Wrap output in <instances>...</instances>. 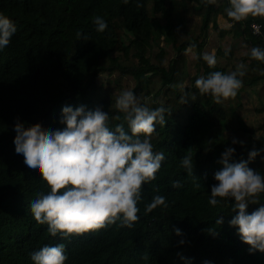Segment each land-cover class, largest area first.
<instances>
[{"label": "trees", "instance_id": "1", "mask_svg": "<svg viewBox=\"0 0 264 264\" xmlns=\"http://www.w3.org/2000/svg\"><path fill=\"white\" fill-rule=\"evenodd\" d=\"M228 6L229 0L212 5L202 0H0V13L17 27L9 45L0 50V264H34L31 252L60 243L68 257L65 264H264V252L250 253L238 227L229 223L237 214L234 198L218 197L215 207L209 203L211 187L218 183L214 174L223 168L220 161L227 148L235 149L230 162L249 161L250 168L264 175V133L253 137L242 117L248 110L243 92L259 83L256 93L264 97V62L250 56L251 48L264 49V18L236 22L227 16ZM219 13L229 26L219 25ZM96 16L107 23L104 32L95 30ZM193 16H200L198 32L188 26ZM251 21L261 23L260 34L249 32ZM210 25L217 42L214 68L202 58ZM228 35L241 41L224 46ZM162 40L173 51L167 64ZM192 44L196 47L190 48ZM188 49L196 54L194 74L188 69ZM241 63L247 70L235 98L218 104L195 87L199 77L235 71ZM113 72H118L115 79L99 77ZM121 74L130 76L128 90L141 103L168 110L165 123H157L151 137L154 152H163L165 160L156 179L143 185L140 219L132 228L117 222L67 239L53 237L30 211L31 201L49 188L38 170L29 169L23 155L15 152V124L39 122L46 130H62V108L83 105L108 113L109 127L114 128L123 119L115 107L125 90ZM124 127L129 130L126 122ZM254 149L259 154L249 160ZM189 153L192 175L181 167ZM176 180L182 187L172 186ZM157 194L166 197L168 207L145 214V205ZM258 201L249 203V214L264 204V193ZM221 217L223 223L217 224Z\"/></svg>", "mask_w": 264, "mask_h": 264}, {"label": "clouds", "instance_id": "2", "mask_svg": "<svg viewBox=\"0 0 264 264\" xmlns=\"http://www.w3.org/2000/svg\"><path fill=\"white\" fill-rule=\"evenodd\" d=\"M128 2L124 0L125 4ZM202 3L212 5L216 0H202ZM225 12L236 22L250 16L264 18V0H229ZM93 24L97 32H104L108 27L99 16L93 18ZM16 31V24L0 13V50L9 45ZM195 47V44L190 46ZM228 51L230 49L226 50V55ZM250 56L264 62V49L253 47ZM202 58L210 68L217 64L215 52H205ZM246 70L247 66L241 63L228 73L212 71L196 79L195 87L201 95L223 103L237 96ZM115 107L123 114V119L114 128L109 127L108 113L100 108L86 110L83 105L62 108L60 123L66 125L62 130H46L39 122L28 127L19 121L15 124V152L23 155L29 169L38 170L49 188L46 194L39 193L31 201L30 211L38 224L47 225L53 237L59 235L67 239L117 222L120 227L132 228L140 219L138 202L142 199L143 185L156 179L165 160L163 152H154L151 137L155 125L165 123L168 110L163 106L149 108L131 90H123L116 97ZM116 119L121 120V117ZM237 142L233 139V143ZM234 152L235 149L229 147L222 153L223 168L214 174L218 183L211 187L209 203L215 207L220 202L218 197L234 198L232 210L237 214L229 221L230 225L238 227L241 240L250 245V253L264 252V204L250 214L247 211L249 203H259L258 197L264 193V175L250 168L249 161L230 162ZM258 154L255 149L250 151L249 160ZM181 167L188 175L193 174L190 153L182 157ZM172 186L180 188L182 184L176 180ZM153 189L159 191L155 186ZM160 206L168 207L166 197L154 195L145 205V214ZM216 223L222 224L223 218ZM175 231L177 235L182 234L179 228ZM30 257L34 264H65L68 259L63 243L45 245L31 252ZM204 264L212 262L206 260Z\"/></svg>", "mask_w": 264, "mask_h": 264}, {"label": "rangeland", "instance_id": "3", "mask_svg": "<svg viewBox=\"0 0 264 264\" xmlns=\"http://www.w3.org/2000/svg\"><path fill=\"white\" fill-rule=\"evenodd\" d=\"M216 17L219 25L221 26H229V24H231L225 19L224 14L222 13H219ZM188 26L194 29L196 32H198L200 26V16H193L190 19ZM239 40L241 41L240 38L237 39L235 37H231V35L230 36L228 35L226 36L223 45L236 46V43L238 44ZM84 41L86 45H88L90 42V35L88 31L85 32ZM161 44L164 46L166 51L163 57V62L167 64L170 57L173 54V51L169 43H167L166 41L162 40ZM216 46H217L216 34L214 29L210 25L208 28V40L203 48V53L215 52ZM237 55H239V53H237ZM195 61H196V54L194 53V51H192V49L190 50L188 49V69L190 74H194L196 71ZM117 76H118V72H113L110 74L103 73L99 77L102 79L112 80L115 79ZM155 80L157 81V83L159 82L158 79ZM121 81L125 87V90H128V88L132 85V79L130 78L129 75L121 74ZM258 88H259V83L253 85V89L245 91L242 94V103L245 107L248 108V110L242 113V117L245 120V122L248 123V125L251 127L253 131V137H256L264 133V97L260 98L257 95L256 91L258 90Z\"/></svg>", "mask_w": 264, "mask_h": 264}, {"label": "built area", "instance_id": "4", "mask_svg": "<svg viewBox=\"0 0 264 264\" xmlns=\"http://www.w3.org/2000/svg\"><path fill=\"white\" fill-rule=\"evenodd\" d=\"M262 25L258 21H251L249 24V32L253 34H260L261 33Z\"/></svg>", "mask_w": 264, "mask_h": 264}, {"label": "crops", "instance_id": "5", "mask_svg": "<svg viewBox=\"0 0 264 264\" xmlns=\"http://www.w3.org/2000/svg\"><path fill=\"white\" fill-rule=\"evenodd\" d=\"M243 94V93H242Z\"/></svg>", "mask_w": 264, "mask_h": 264}]
</instances>
